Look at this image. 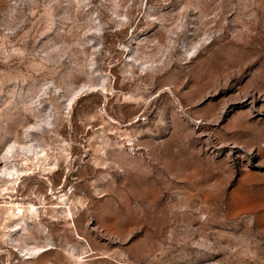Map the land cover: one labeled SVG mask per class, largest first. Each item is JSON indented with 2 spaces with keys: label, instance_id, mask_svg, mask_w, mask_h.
Segmentation results:
<instances>
[{
  "label": "rangeland",
  "instance_id": "obj_1",
  "mask_svg": "<svg viewBox=\"0 0 264 264\" xmlns=\"http://www.w3.org/2000/svg\"><path fill=\"white\" fill-rule=\"evenodd\" d=\"M0 264H264V0H0Z\"/></svg>",
  "mask_w": 264,
  "mask_h": 264
}]
</instances>
